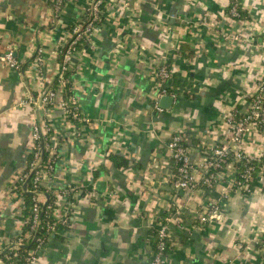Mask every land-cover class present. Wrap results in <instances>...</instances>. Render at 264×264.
<instances>
[{
  "label": "crops",
  "instance_id": "0c3cea01",
  "mask_svg": "<svg viewBox=\"0 0 264 264\" xmlns=\"http://www.w3.org/2000/svg\"><path fill=\"white\" fill-rule=\"evenodd\" d=\"M85 1L66 0L56 11L54 0H0V56L12 49L19 65L0 62V249L17 238L23 218L22 199L7 185L26 169L38 98L56 83L58 46L82 19ZM233 1L243 16L227 10ZM107 3L106 19L69 66L85 121L78 133L64 121L60 95L49 116L58 145L44 193L74 184L82 194L68 227L32 264H149L150 217L159 210L173 212L164 264H257L264 257V172L250 194L229 188V171L208 188L177 190L165 142L174 130H187L199 178L201 148L221 141L224 116L245 109L264 75V0ZM163 60L180 85L177 98L156 109L151 71ZM245 140L248 153L264 157V135L254 131ZM109 153L127 165L113 166ZM212 202L218 211L200 221Z\"/></svg>",
  "mask_w": 264,
  "mask_h": 264
},
{
  "label": "built area",
  "instance_id": "2783aa9c",
  "mask_svg": "<svg viewBox=\"0 0 264 264\" xmlns=\"http://www.w3.org/2000/svg\"><path fill=\"white\" fill-rule=\"evenodd\" d=\"M65 1L54 0V9L56 11L61 9ZM109 1L110 4L113 2H119L122 5L128 4V0ZM102 3L103 7L101 8L100 5ZM107 6V0H86L82 19L73 25L72 29H70V35L59 44L57 53L60 57V72H58L55 78L56 83L52 86H45L38 98L37 109L40 110L41 117L39 116V120L34 119L32 123V141L29 147L30 160L27 162L26 169L7 185V190L10 193L16 194L22 199V202L23 192H31L33 202L30 215L28 217L23 216L22 218L21 231L17 235V238L14 241L6 243L0 249V253L4 248L8 247L14 249L13 253L15 254L17 248L30 244L26 257L27 264H32L37 259V252L44 246L47 240L53 234L59 232L56 223L65 222L68 217L70 218L75 201L69 199V196L72 194L76 200L82 192L81 187L74 184H67L63 188L55 189V191H52L53 193L48 191L54 196L55 206L50 209L49 218L44 224L46 235L44 237L37 235L40 226V214L45 207L43 204H46L47 201L43 192L47 187L46 180L54 169L57 153L56 148L58 145L53 139L52 128L49 122L50 112L55 103V99L60 95L58 104L64 111V121L72 124L77 130L75 131L76 133L79 132L78 127L86 118L79 110L77 99L73 93L72 81L69 86V93L64 96V83L67 80H71V75L69 77H63V71L69 69L72 57L81 52L80 48L75 46L77 42L80 40L89 42L92 30L98 22H104V19H106L104 15L108 10ZM125 7L127 9V6ZM237 8L238 3L233 1L229 11L234 16H237ZM0 62H4L17 69L19 68L18 63L14 59L12 49H8L0 56ZM35 62L40 69L43 67V57L40 50L36 52ZM151 73L156 86L154 106L156 109H160L161 107H159L157 101L161 95H169L173 101L178 96L176 88H172L171 86L174 71L172 65L163 60L152 69ZM28 99L31 102L33 101L31 96ZM245 100V109H234L231 113L224 116L226 128L221 141L212 144L208 148H201L204 154V161L199 178L196 177V170L190 159L191 148L187 143V130L182 128L176 129L169 136L165 142V147L168 151L170 161H172L174 166L171 181L172 188L185 191L200 188L205 189L218 180L222 173L229 171L230 181L228 186L231 190H238L242 194H250L252 192L249 191L248 184L254 171L253 161H258L260 157L248 153L245 150V137L246 134L249 135L254 131L258 132L259 135H264V131L259 129V126L264 125V75L259 76L256 81V89L246 95ZM237 163H240L241 167ZM147 172L145 171V173ZM262 172H264V167L260 171V174ZM25 182L26 187L24 190L22 185ZM40 188H43V190ZM39 190L42 193H37ZM41 197H45V199L43 198L41 200ZM61 198L63 199L61 200ZM218 208L219 204L217 202L210 203L206 207V210L199 212L200 221H210L209 219L212 218L213 213L218 211ZM177 212L175 210V213ZM172 214L173 212L166 214L159 210L155 211L150 217V226L156 232L157 241L154 246H151L149 264H164L166 260L169 251L167 245L170 240L167 223L170 221ZM175 219L177 222L180 221L178 217H175ZM26 222L29 223V227L23 231V226ZM32 244H34V248H31ZM1 262L2 258L0 256V264ZM257 264H264V257Z\"/></svg>",
  "mask_w": 264,
  "mask_h": 264
},
{
  "label": "trees",
  "instance_id": "16d2710c",
  "mask_svg": "<svg viewBox=\"0 0 264 264\" xmlns=\"http://www.w3.org/2000/svg\"><path fill=\"white\" fill-rule=\"evenodd\" d=\"M104 2V1H103ZM100 7H103V3L100 5ZM229 7H227V10H229ZM238 10V15L236 17H241L243 16V14H245V12L238 6L237 8ZM72 29V27H71ZM85 43V41L80 40L77 42V44L75 46H77L78 48L82 47V45ZM72 73L71 69H67L63 71V77H69L70 74ZM71 84V80H67L64 83V96L67 95L69 93V86ZM171 84H172V88H176L177 86L180 85V80L177 79L176 75H173L172 79H171ZM51 86V85H50ZM260 130L264 131V125L263 126H259ZM108 159H110V161L112 162L113 166L115 167H120V166H126L127 165V159L124 158L123 156L119 155V154H114V153H109L107 155ZM30 160V156L28 158V161ZM254 164V171L252 172L251 175V179L249 181L248 187H249V191L253 190L254 184L260 174V171L262 170V168L264 167V157H261L258 161H253ZM237 165H239V167H241L240 163H237ZM29 184H31L29 182ZM43 190V188H40ZM82 190V188H81ZM82 194V193H81ZM69 199H71L72 201H75V197L72 196V194L69 196ZM32 194L28 193V192H23V208H22V214L24 217H28L31 213V206H32ZM54 196L52 194H49V198L46 201L45 207L42 210L41 214H40V226L38 228V233L37 235L40 237H44L46 235V230L44 228V224L45 221L49 218V213H50V209L52 207H54ZM70 222V218L68 217V219L65 222H57L56 225L58 226L59 230L62 229H66L69 225ZM29 227V223L26 222L25 225L23 226V231H25L27 228ZM150 238L152 240V246H154L156 244L157 238H156V232L153 229H150ZM31 248H34V244L31 245ZM167 248L169 249V243L167 245ZM29 249L25 248V247H19L15 250V254L14 249H10L8 247L4 248L1 253L0 256L2 258V262L1 264H27L26 263V257H27V251Z\"/></svg>",
  "mask_w": 264,
  "mask_h": 264
},
{
  "label": "water",
  "instance_id": "95a60500",
  "mask_svg": "<svg viewBox=\"0 0 264 264\" xmlns=\"http://www.w3.org/2000/svg\"><path fill=\"white\" fill-rule=\"evenodd\" d=\"M74 59V58H73ZM75 60V59H74ZM158 100H159V106H162V107H168L169 105H170V103H171V101H172V98L169 96V95H161L159 98H158ZM167 102V103H162V102ZM43 144V143H42ZM42 158V157H41ZM40 163V162H39ZM38 163V164H39ZM25 187H26V182L25 183H23V185H22V188L25 190ZM26 192H28V191H26ZM28 193H31V192H28ZM37 193H42V191H37ZM44 193V192H43ZM44 195H45V197H46V199H48L49 198V194L48 193H44ZM45 205V203L43 204V206ZM24 247H26V248H28L29 246H30V244H26V245H23Z\"/></svg>",
  "mask_w": 264,
  "mask_h": 264
}]
</instances>
